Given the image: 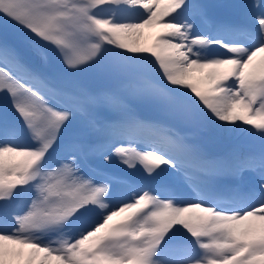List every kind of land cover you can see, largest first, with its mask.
<instances>
[{
    "label": "snow or ice",
    "instance_id": "snow-or-ice-1",
    "mask_svg": "<svg viewBox=\"0 0 264 264\" xmlns=\"http://www.w3.org/2000/svg\"><path fill=\"white\" fill-rule=\"evenodd\" d=\"M210 7L0 0V264H264V0Z\"/></svg>",
    "mask_w": 264,
    "mask_h": 264
},
{
    "label": "rangeland",
    "instance_id": "rangeland-1",
    "mask_svg": "<svg viewBox=\"0 0 264 264\" xmlns=\"http://www.w3.org/2000/svg\"><path fill=\"white\" fill-rule=\"evenodd\" d=\"M166 2V0H162V3ZM206 3L209 5L213 6L210 7L209 12L211 15L220 18V19H232L231 15V10L228 8H219L215 7L216 5H221V4H230V3H235L237 0H222L220 2H212L205 0ZM148 33L145 34V36L148 38V42H151V39L155 36V34L160 31L158 28H151L147 29ZM149 30L151 33H149ZM78 82L83 86V87H88L90 85L92 86H99L103 84H107L109 82L98 78L95 74L93 73H84L80 77L77 78ZM192 131L196 133L195 135V141L196 143H199L203 146V148L208 152L210 150H213L214 147L223 144V143H230V140L234 133H227V134H220L219 140L216 142H207L205 138L203 137L202 133L203 131H199L196 128H193ZM240 144V145H239ZM260 148V142L258 139H253L248 136L244 137L240 143H238L234 149L238 150L242 153H247L249 151H258ZM139 167V166H138ZM112 171L116 173L117 175H131L135 176L137 175V172L131 169L125 170V166L119 165V164H114L112 167ZM139 171L142 172V169H139Z\"/></svg>",
    "mask_w": 264,
    "mask_h": 264
},
{
    "label": "bare ground",
    "instance_id": "bare-ground-1",
    "mask_svg": "<svg viewBox=\"0 0 264 264\" xmlns=\"http://www.w3.org/2000/svg\"><path fill=\"white\" fill-rule=\"evenodd\" d=\"M144 32H145V34H146V33H148V30H147V29H145V30H144ZM149 33H151V31H150V30H149ZM245 135H246V134H245Z\"/></svg>",
    "mask_w": 264,
    "mask_h": 264
}]
</instances>
